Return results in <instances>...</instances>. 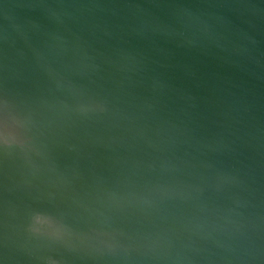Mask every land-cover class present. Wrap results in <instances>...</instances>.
Segmentation results:
<instances>
[{
	"label": "water",
	"instance_id": "95a60500",
	"mask_svg": "<svg viewBox=\"0 0 264 264\" xmlns=\"http://www.w3.org/2000/svg\"><path fill=\"white\" fill-rule=\"evenodd\" d=\"M0 264H264V0H0Z\"/></svg>",
	"mask_w": 264,
	"mask_h": 264
}]
</instances>
